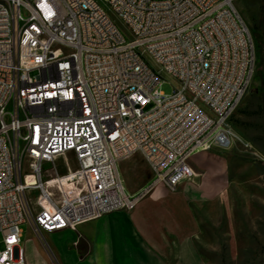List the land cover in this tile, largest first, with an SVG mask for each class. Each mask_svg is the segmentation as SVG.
<instances>
[{
  "label": "built area",
  "instance_id": "built-area-1",
  "mask_svg": "<svg viewBox=\"0 0 264 264\" xmlns=\"http://www.w3.org/2000/svg\"><path fill=\"white\" fill-rule=\"evenodd\" d=\"M234 1L0 0V264H26L24 224L131 210L177 191L196 152L231 147L256 58ZM134 154L151 178L131 193L119 163Z\"/></svg>",
  "mask_w": 264,
  "mask_h": 264
},
{
  "label": "rangeland",
  "instance_id": "rangeland-1",
  "mask_svg": "<svg viewBox=\"0 0 264 264\" xmlns=\"http://www.w3.org/2000/svg\"><path fill=\"white\" fill-rule=\"evenodd\" d=\"M234 5L251 36L253 31L262 30L264 0H235ZM254 47L250 88L230 118L235 133L231 147L199 151L190 161L195 174L177 191L157 186L139 199L150 203L157 190L156 201L162 204L155 212L164 221L165 234H171L167 242L158 234L157 244L168 262H174L172 255L181 252L187 264H264V89L260 87L255 43ZM145 57L158 69L149 56ZM173 85L175 82L164 76L159 89L170 94ZM119 171L128 189L138 188L151 177L139 154L120 163ZM29 197L34 206L35 192ZM164 204L175 206L167 210ZM22 228L25 251L34 252L32 264H46L36 251V241L41 242L47 264H60L47 243L51 242L48 236L35 235L27 224ZM82 244L89 248L88 242ZM25 261L30 264L27 258Z\"/></svg>",
  "mask_w": 264,
  "mask_h": 264
},
{
  "label": "crops",
  "instance_id": "crops-1",
  "mask_svg": "<svg viewBox=\"0 0 264 264\" xmlns=\"http://www.w3.org/2000/svg\"><path fill=\"white\" fill-rule=\"evenodd\" d=\"M146 171L151 174L147 165ZM121 178L123 179L122 175ZM148 181L138 188L128 189L123 179L127 190L131 193L137 192ZM157 197L156 190L150 203L138 201L131 210L111 211L94 220L79 223L75 230L62 229L42 233L50 238L51 242L47 241V243L60 264H187L182 260L181 252L180 255L178 253L172 255V258H175L171 263L166 259L165 253L159 250L158 234L164 242L168 241L171 234H165L164 221L157 218L155 210L161 209L160 204H162L156 201ZM174 206L164 204L163 209L169 210ZM179 239L181 241L182 237L180 236ZM83 242H88L89 248H84ZM36 245L39 246L36 251L47 264V256L41 250V242L38 244L36 241ZM33 254L34 252L29 249L25 251V258L30 264L33 263Z\"/></svg>",
  "mask_w": 264,
  "mask_h": 264
},
{
  "label": "trees",
  "instance_id": "trees-1",
  "mask_svg": "<svg viewBox=\"0 0 264 264\" xmlns=\"http://www.w3.org/2000/svg\"><path fill=\"white\" fill-rule=\"evenodd\" d=\"M262 21H264V12H262ZM253 41L258 53V70L260 75V87L264 89V27L260 31H253Z\"/></svg>",
  "mask_w": 264,
  "mask_h": 264
},
{
  "label": "bare ground",
  "instance_id": "bare-ground-1",
  "mask_svg": "<svg viewBox=\"0 0 264 264\" xmlns=\"http://www.w3.org/2000/svg\"><path fill=\"white\" fill-rule=\"evenodd\" d=\"M147 93H154V86H147ZM228 106H237V99L236 98H228ZM64 156H65L64 159L66 160V163H69L70 165L73 166L74 161L72 159V156L70 154H65ZM194 174L195 173H193V175Z\"/></svg>",
  "mask_w": 264,
  "mask_h": 264
}]
</instances>
